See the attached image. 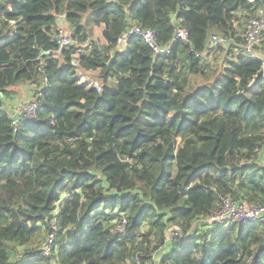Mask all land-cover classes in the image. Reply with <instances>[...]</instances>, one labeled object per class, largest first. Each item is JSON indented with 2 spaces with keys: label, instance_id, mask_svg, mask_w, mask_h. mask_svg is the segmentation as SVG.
<instances>
[{
  "label": "trees",
  "instance_id": "16d2710c",
  "mask_svg": "<svg viewBox=\"0 0 264 264\" xmlns=\"http://www.w3.org/2000/svg\"><path fill=\"white\" fill-rule=\"evenodd\" d=\"M262 4L0 0V264H264L261 222H205L222 197L264 206L263 57L235 25ZM61 15L90 48L59 49ZM134 23L160 45L179 25L188 41L156 53L133 36L121 51ZM212 33L233 42L210 65ZM79 68L99 71L101 91ZM23 83L39 106L15 127L6 103Z\"/></svg>",
  "mask_w": 264,
  "mask_h": 264
},
{
  "label": "built area",
  "instance_id": "2783aa9c",
  "mask_svg": "<svg viewBox=\"0 0 264 264\" xmlns=\"http://www.w3.org/2000/svg\"><path fill=\"white\" fill-rule=\"evenodd\" d=\"M137 36L142 38L143 41L148 44L156 53H169L172 47V41H177L182 39L188 41L189 32L186 27L177 26L172 38V41L166 45H160L156 41L155 31L150 27H145L140 24H132L122 35L118 38V49L121 51L125 49L131 37ZM243 52L249 57H257L260 55L257 47L264 44V4L260 5L253 16H251L247 22L245 29L244 39H243ZM91 43L90 40H88ZM233 42L231 36H226L224 34L212 33L209 37V48L215 47H229ZM86 43V42H85ZM57 45L59 49L77 46L79 45V38L73 33H65L62 29H59L57 33ZM88 48L90 45L87 44ZM198 56H203L202 53L197 52ZM73 63L79 66V54L73 55ZM262 71L264 74V57L262 58ZM82 77V76H81ZM82 83H88L101 91V84L92 81H86L83 77L81 78ZM39 103L36 99H28L21 102L19 110L12 114V124L18 127L22 119H33L36 116ZM16 129V128H15ZM258 221L264 225V206L250 205L243 201H234L230 198H221L219 208L215 213L207 216L205 222H220V223H231L237 222L240 224H245L248 222ZM126 222L119 225L118 231L125 232ZM58 226L56 220L53 221V231L50 232L45 242L41 247L42 252L45 255H55L53 250L54 240L56 237V230ZM52 264H59L54 258L52 259Z\"/></svg>",
  "mask_w": 264,
  "mask_h": 264
},
{
  "label": "rangeland",
  "instance_id": "374dc122",
  "mask_svg": "<svg viewBox=\"0 0 264 264\" xmlns=\"http://www.w3.org/2000/svg\"><path fill=\"white\" fill-rule=\"evenodd\" d=\"M61 19L59 20L58 23V28L62 29L65 33L68 34H73L74 30L71 28L70 24L65 20V18L60 17ZM236 25V29H237V36L239 37H243L244 38V34H245V29L247 26V17L245 15L241 14L240 17V21L235 23ZM103 29H104V24L100 25V26H94L93 27V35L90 36V38H92V40L97 41L99 44H103L102 39L104 40V37L102 35L103 33ZM220 34V33H219ZM236 38V37H235ZM234 38V39H235ZM87 46V43L82 42L81 39H79V48H85ZM218 47H213L211 48V53L208 57H205V60H207V62L210 65H213L215 63H222L223 58H224V52L223 50H220L217 52V54L215 55V50ZM264 49V44H262L259 47V50H263ZM88 74V76H86ZM78 75H79V79L81 81V78H88L89 81L92 82H96L94 80L99 78V71H85L82 69H78ZM82 76V77H81ZM200 81V77L198 76H192L191 82L194 84H197ZM101 82H99L100 84ZM36 85H32L30 83H23L19 86H17L16 88V94H14L12 96L11 99L7 100L6 103V108L10 111V113L14 114L16 112V110H19V106L21 105V102L24 100H28V99H36L34 92H35V88ZM263 159V158H262ZM262 162V160H261ZM262 165H264V162L261 163ZM63 197V195H62ZM64 197H67L66 195H64ZM232 224V223H230ZM170 232H173L172 230H170ZM169 235H171V233H169ZM38 244H40L38 242ZM41 246V245H40ZM41 248V247H40ZM22 249V252L24 251V248H19ZM165 250V247L162 248L160 254L158 256H160L162 254V252Z\"/></svg>",
  "mask_w": 264,
  "mask_h": 264
},
{
  "label": "crops",
  "instance_id": "0c3cea01",
  "mask_svg": "<svg viewBox=\"0 0 264 264\" xmlns=\"http://www.w3.org/2000/svg\"><path fill=\"white\" fill-rule=\"evenodd\" d=\"M102 42L105 43V40L102 39ZM259 47H260V46L257 47L258 52L264 57V49H263V50H259ZM86 76H88V74H87ZM85 79H86V81H88V78H85ZM94 81H96L97 83H99V82L102 83V81H101L100 78H98V79H96V80H94ZM86 83H87V82H86ZM262 158H263V159H262ZM261 160H262L261 163H263V162H264V150L261 151Z\"/></svg>",
  "mask_w": 264,
  "mask_h": 264
},
{
  "label": "water",
  "instance_id": "95a60500",
  "mask_svg": "<svg viewBox=\"0 0 264 264\" xmlns=\"http://www.w3.org/2000/svg\"><path fill=\"white\" fill-rule=\"evenodd\" d=\"M61 17H62V18H65V17H66V15H61Z\"/></svg>",
  "mask_w": 264,
  "mask_h": 264
}]
</instances>
